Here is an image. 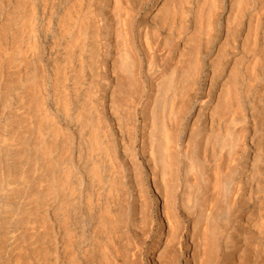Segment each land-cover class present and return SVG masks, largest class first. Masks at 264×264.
Segmentation results:
<instances>
[{"label":"bare ground","instance_id":"obj_1","mask_svg":"<svg viewBox=\"0 0 264 264\" xmlns=\"http://www.w3.org/2000/svg\"><path fill=\"white\" fill-rule=\"evenodd\" d=\"M0 264H264V0H0Z\"/></svg>","mask_w":264,"mask_h":264}]
</instances>
